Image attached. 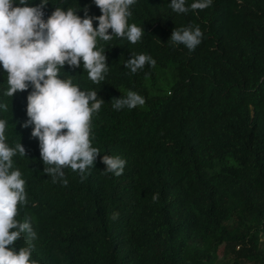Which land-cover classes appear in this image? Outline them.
<instances>
[{
    "label": "trees",
    "instance_id": "16d2710c",
    "mask_svg": "<svg viewBox=\"0 0 264 264\" xmlns=\"http://www.w3.org/2000/svg\"><path fill=\"white\" fill-rule=\"evenodd\" d=\"M171 2L131 7L129 24L144 29L137 44L115 36L98 42L109 69L99 84L82 61L61 69V78L104 101L92 117L100 155L83 182L70 168L67 186L44 173L39 141L31 126L22 127L32 89L4 96L0 66L7 143L26 152L13 157L28 199L17 219L33 224L38 264H264V0H213L187 14L173 12ZM57 7L92 17L98 27L94 0H47L44 19ZM196 26L203 37L194 51L169 41L175 28ZM138 54L156 66L132 74L124 64ZM128 91L145 105L114 110V99ZM103 155L126 161L122 176L105 172Z\"/></svg>",
    "mask_w": 264,
    "mask_h": 264
},
{
    "label": "clouds",
    "instance_id": "9594fccd",
    "mask_svg": "<svg viewBox=\"0 0 264 264\" xmlns=\"http://www.w3.org/2000/svg\"><path fill=\"white\" fill-rule=\"evenodd\" d=\"M137 0H94L101 15L98 27L93 26V18H81L71 8L67 11L55 8L44 19L43 9L47 0L38 6H27V0H0V66L7 73V89L4 96L13 97L17 92L31 91L27 96L28 120L22 125L32 127L31 136L38 139L40 157L44 173L67 186L64 169L78 172L81 182L85 173L95 165L100 155L92 146V117L97 114L104 101L98 99L94 90L83 91L71 78H61L65 65L79 68L83 62L84 72L94 84L105 79L108 72L107 57L99 41H110L113 36L137 44L144 35V29L129 24L131 7ZM213 0H194L190 7L186 0H172L169 5L177 14L205 10ZM111 30V35H109ZM203 33L195 28L174 29L170 38L172 45H184L190 52L202 42ZM148 65L156 66L150 55L138 54L125 62L124 67L132 74L142 71ZM146 103L143 96L128 91L126 96L114 99V110H129L142 107ZM0 109L8 110L7 104ZM7 121L0 119V264H38L32 259L33 241L37 234L27 217L21 222L20 207L28 204L26 181L21 171L14 169L13 157L19 153L25 157L21 143L10 147L6 137ZM101 162L105 172L120 177L124 173L126 161L103 155ZM159 193L152 197L158 202ZM32 216V214H29ZM119 213H114L115 220ZM23 218V219H24ZM26 235L24 246L18 240Z\"/></svg>",
    "mask_w": 264,
    "mask_h": 264
},
{
    "label": "rangeland",
    "instance_id": "374dc122",
    "mask_svg": "<svg viewBox=\"0 0 264 264\" xmlns=\"http://www.w3.org/2000/svg\"><path fill=\"white\" fill-rule=\"evenodd\" d=\"M165 76H167V73H166ZM165 89H166V88H165ZM262 240L264 241V236L262 237ZM218 259H220V254H218Z\"/></svg>",
    "mask_w": 264,
    "mask_h": 264
}]
</instances>
